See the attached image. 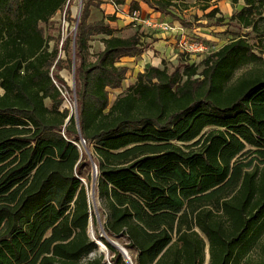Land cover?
Listing matches in <instances>:
<instances>
[{"label": "trees", "instance_id": "1", "mask_svg": "<svg viewBox=\"0 0 264 264\" xmlns=\"http://www.w3.org/2000/svg\"><path fill=\"white\" fill-rule=\"evenodd\" d=\"M68 1L0 0V264H82L99 251L82 140L104 232L134 264H205L207 248L208 264H264V0H228L243 4L230 23L256 43L239 36L199 64L181 54L172 69L147 66L113 103L129 72L121 59L148 45L139 32L118 36L106 22L116 16L91 22L100 4L84 1L74 43L80 131L61 109L65 66L42 27ZM141 1L169 16L180 0ZM204 1L207 10L213 0ZM95 36L104 50L93 60ZM101 242L111 259L88 264H127Z\"/></svg>", "mask_w": 264, "mask_h": 264}, {"label": "rangeland", "instance_id": "2", "mask_svg": "<svg viewBox=\"0 0 264 264\" xmlns=\"http://www.w3.org/2000/svg\"><path fill=\"white\" fill-rule=\"evenodd\" d=\"M84 1L86 0H69L67 6L64 8V10L58 12L55 17L51 20V22L48 25H42L43 29L45 30L46 35L48 38H51L50 44L51 46H58L59 47V55L60 59L64 62L65 68L60 70L58 74L65 80L67 86L69 89H64L63 96H64V104L62 106L63 109H68L72 115L75 116L76 108L78 110L77 106V97H76V79H75V73L73 71V66L71 68L67 67L70 60L75 61V37L77 34V27L80 21L82 9L84 7ZM243 4L239 5L236 9L232 6L231 2L228 3H222L221 4V9L220 13H218L215 17L214 20H210L206 17V15L203 13L202 10H194V14L192 15H187L186 17H183L185 25L184 27L186 29H191L193 31L199 30L198 34H203V37L197 35V33H194L193 31L189 33L188 36H186V39L189 40H197V39H202L205 44L209 48V54L218 51L221 49L224 45L229 43L231 40L237 38V37H247L246 35L249 36V39L251 40L252 43H256V39L254 38V34L250 30H240L237 28L235 25L231 24L229 19L231 16L236 12V10L241 9ZM95 16L91 18V22H93L96 18H98V14L95 12ZM225 18V22L222 25H217L216 20L221 18ZM189 25V26H188ZM139 32L140 34H143L144 37H149V35L146 34V31L142 32L141 28H134V27H129L126 26L121 30H118V35L121 37H130L134 33ZM100 37H97L92 45L91 49V54H92V59L94 60V57L97 56L99 49L101 48L100 46ZM71 42L69 45L68 51L64 50V45L67 42ZM180 41V39H177V42ZM146 45H150L144 40ZM101 50V49H100ZM179 50V49H178ZM209 54H193L192 56H188L187 60L190 63H195L199 64L203 59H205ZM148 56L147 51L140 57H136L134 59H121L120 62L125 63L126 67L129 68V72L127 74L126 80L123 83V86L121 89L117 90H111L110 91V101L111 103L114 102L116 97L123 93L129 86L134 84L136 81V77L138 73L144 72L145 68L147 66H158L162 67L163 65H166L170 67L171 69L175 66H178L180 59H181V54H178V51H174V54L171 55V57H166L158 60L160 57L157 55H154V57L150 56V58H147L144 56ZM161 55V54H160ZM154 58H158L157 60L154 61ZM185 59V58H184ZM148 62V64H146ZM145 65V66H144ZM123 66V65H121ZM76 70V69H75ZM54 72H57L56 70ZM242 72H239L237 74V77L240 76ZM47 105H50L49 102H47ZM79 147H81L82 151L88 154L89 157V164H90V169H91V182L89 184V196H90V201L92 204L93 208V213L95 215L96 210L99 213V219L101 222V225L103 226L104 222V214L103 210L101 208V203L99 198L97 197V192L95 195V200L93 202L91 198V187L93 184V168H92V162L93 157L90 155L89 151L86 152L84 147H86V144H84L83 141L80 142ZM87 148V147H86ZM88 150V149H87ZM94 161V160H93ZM95 163V161H94ZM96 164V163H95ZM85 184H88L86 179H84ZM96 189V187H95ZM97 191V190H96ZM93 235L95 241L102 243L101 242V236H104L102 239L106 238V233L102 230L100 227L99 223L96 220V223L93 222ZM113 239V238H112ZM115 240L121 247L125 248L123 246V242ZM102 245H104L102 243ZM105 246V245H104ZM99 247V246H98ZM106 247V246H105ZM107 248V247H106ZM126 249V248H125ZM127 250V249H126ZM128 251V250H127ZM129 252V251H128ZM108 254V255H106ZM99 255H104L107 260L111 259V253L110 251L106 250V253H101L100 248L99 251L96 253H93L90 255L88 258L84 259L82 261V264H88L90 260H93L95 258H98ZM129 256L132 260V253L129 252ZM133 262V260H132ZM134 264V262H133Z\"/></svg>", "mask_w": 264, "mask_h": 264}, {"label": "crops", "instance_id": "3", "mask_svg": "<svg viewBox=\"0 0 264 264\" xmlns=\"http://www.w3.org/2000/svg\"><path fill=\"white\" fill-rule=\"evenodd\" d=\"M95 1L100 4V7H99V9L94 8V10H93V15L95 14V12L99 15L98 18H96L94 21L101 20L103 18V15L107 16V17L108 16H116L117 21H115V22L106 21L110 25V28H112L114 30H121L126 26L134 27L132 24L133 19L131 17V15L133 13L131 11V4L133 2H137L139 4V7H140L139 12H140L142 18L149 19L154 24H167L171 28L169 31H164V30H161L159 28H153V27L141 28L142 32L146 31V34L149 35V37H147V36L144 37V40L150 44V45H148V50H147V54L149 57H147L145 55L144 58L145 57L150 58V56L154 57V55H157L160 57L159 59L154 58V61L157 59L160 61V59L165 58V56L171 57V55L174 54V51H176V50L178 51V54H179V50H178V46H177V43H178L177 39H180V40L186 39V36H188L189 33H191L193 31L191 29L185 28L187 25L184 23L183 17H186L187 15L194 14L193 11L196 9L202 10L203 13L207 16V14H209L212 10H214L218 7H219V9H221L222 3H224V2L228 3L229 2L228 0H213L209 3L210 4L209 9L203 10V6L205 5L204 0H180L176 3L177 7H172L171 15L167 16V15H163L160 12L154 11L153 9H151L147 4H145L141 0H121L120 2H119V0H95ZM214 19H212V20H214ZM198 31L199 30H195L193 32L197 33V35L203 37V34L202 33L198 34ZM117 35H118V33H117ZM97 37H100V40H99L100 41L99 44L101 45L100 46L101 50L99 49V52H100V51L104 50V44L101 42L102 36H95L91 43H93V41ZM199 40L203 41L201 38ZM91 49H92V47H91ZM127 59H134V58L127 57ZM146 64H148V62H146ZM119 65L125 66L126 64L120 62ZM156 67H158V66H156ZM90 225L93 226L92 219L90 221ZM90 225H89V227H90ZM89 236H90V234H89ZM206 253H207V258H206L205 264H208L209 258H210L208 248L206 250Z\"/></svg>", "mask_w": 264, "mask_h": 264}, {"label": "built area", "instance_id": "4", "mask_svg": "<svg viewBox=\"0 0 264 264\" xmlns=\"http://www.w3.org/2000/svg\"><path fill=\"white\" fill-rule=\"evenodd\" d=\"M131 17L133 19L132 24L135 28L153 27L164 31H169L171 29L167 24H154L149 19L142 18L139 11L133 12ZM177 46L179 49V54H187L189 56H192L193 54H209L208 46L205 44V42L199 39H181L178 41Z\"/></svg>", "mask_w": 264, "mask_h": 264}, {"label": "water", "instance_id": "5", "mask_svg": "<svg viewBox=\"0 0 264 264\" xmlns=\"http://www.w3.org/2000/svg\"><path fill=\"white\" fill-rule=\"evenodd\" d=\"M73 71L75 73V61H73ZM75 119H76V124H77L78 131H80L79 116H78L77 108H76V112H75ZM69 121H70V118L67 120V122H69ZM82 141L84 142V144H86L84 140H82ZM84 149L86 150V152H88L86 147H84ZM91 162H92V168H93V174H94V176H93V184H92V187H91V198H92V200L94 202L95 195H96V189H95V187H96V177H97L98 171H97V166L94 163V161L91 160ZM95 216H96L97 222L99 223L100 227L104 231L103 226L101 225V222H100V219H99V213H98L97 210L95 212ZM89 234H90L91 239L93 240L94 239V235L92 233V226L91 225L89 227ZM101 237L103 238L104 236H101ZM105 240H107L111 246L116 248L123 255V257L125 258V261H126L127 264H133V262H132V260H131V258L129 256V252L125 248L121 247L115 240L110 238L107 234H106ZM93 241H95V240H93ZM95 243L99 246L101 253H104V249L107 250V248L104 245H103L104 247L102 248L100 246L99 242L95 241ZM106 255H108V254H106Z\"/></svg>", "mask_w": 264, "mask_h": 264}, {"label": "bare ground", "instance_id": "6", "mask_svg": "<svg viewBox=\"0 0 264 264\" xmlns=\"http://www.w3.org/2000/svg\"><path fill=\"white\" fill-rule=\"evenodd\" d=\"M92 232H93V226H92ZM100 246L103 248L104 246L102 245V243H100ZM104 252L106 253V250L104 249Z\"/></svg>", "mask_w": 264, "mask_h": 264}]
</instances>
